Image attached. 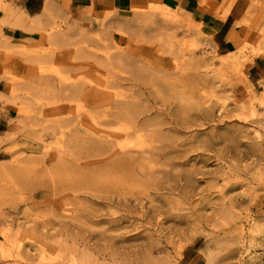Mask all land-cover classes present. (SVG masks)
Returning a JSON list of instances; mask_svg holds the SVG:
<instances>
[{
  "label": "rangeland",
  "instance_id": "obj_1",
  "mask_svg": "<svg viewBox=\"0 0 264 264\" xmlns=\"http://www.w3.org/2000/svg\"><path fill=\"white\" fill-rule=\"evenodd\" d=\"M24 1L0 0V22L6 10L12 21L42 16L24 13ZM174 1L148 0L141 14L165 5L179 15ZM232 6L244 31H233L226 51L201 24L198 38L211 49L177 54L158 11L150 25L120 18L124 9L86 21L59 8L34 43L0 40L10 51L0 112L14 114L0 137V264H68L74 255L77 264H264V81L245 73L258 54L249 33L264 34V0ZM51 31L68 32L72 44L49 45ZM232 37L241 49L233 59ZM207 52L212 59L201 62ZM125 109L164 122L143 131L152 155L117 153L133 140L110 136L125 125L116 117ZM81 249L95 260L81 259Z\"/></svg>",
  "mask_w": 264,
  "mask_h": 264
},
{
  "label": "bare ground",
  "instance_id": "obj_2",
  "mask_svg": "<svg viewBox=\"0 0 264 264\" xmlns=\"http://www.w3.org/2000/svg\"><path fill=\"white\" fill-rule=\"evenodd\" d=\"M208 1L209 0H200V2H201V4H203V5H205V6H207L208 5ZM211 1V0H210ZM215 1V6H216V9H214V8H209L210 9V11H215L217 14H219L222 18H224L228 13H229V11H230V9H231V7H232V5H233V3H234V1L235 0H221V3H218L217 2V0H214ZM166 2V1H165ZM212 2V1H211ZM168 4V3H167ZM202 6V5H201ZM59 8L61 9V11H64L65 9L63 8V6L62 5H60L59 3H58V0H48V2H46L45 3V5H44V7H43V10H42V16H36V17H33V18H30V19H27V20H25V19H17L16 17H15V19H14V21H12L11 20V16H10V12H8V10H6V16L3 18V20H1V22H0V35L2 36V38H4V39H8V37H4L3 35H2V33H1V28H2V26L3 25H6V26H8L9 28H11V29H15V28H19V29H23V30H25L27 33H28V37L26 38V41L27 42H29V43H34L36 40H37V38H36V36H35V33L36 32H39L40 30H41V24H42V21H43V18H46V16H50L51 14L50 13H55V12H59ZM124 10H127V12L124 14V15H120V18L121 17H123L124 19L126 18V19H132V20H144V22L146 23V21H150L149 22V24L150 25H152V23H153V21L152 20H154L155 19V13H157V11H158V14L162 17V19H163V21H164V26H166L167 28H169V32L171 33V35H166V34H164V35H166L167 36V38H168V36L169 37H172L173 39H175V43H176V45H178V51L176 52L177 54H178V52H180V54L181 53H183V54H185V51H189V50H194V51H198V50H200V48L201 47H206V48H209V49H211V47H212V44L210 43V41L208 40V39H204V40H202V41H200L199 40V38H198V33L196 32V28L198 27V26H200L202 23L200 22V21H198V20H196V19H194V18H192L189 14H187V13H182L181 11H180V14L178 15H175L174 13H173V9L172 8H169V6L167 7V6H165V5H162V7H160V8H157V7H150V10L147 12V13H143V14H141V12H143V10H142V8H141V5L139 4V3H134L130 8H128V9H124ZM196 11V10H195ZM198 11V10H197ZM63 14V13H62ZM66 14V13H65ZM88 14L89 13H83L82 15H80L81 16V19H85L86 21H87V16H88ZM114 15V13L112 14V15H108V17L107 18H109V21L110 22H112V21H118V18L116 19V18H114V17H109V16H113ZM195 15V14H194ZM65 16V15H64ZM63 16V17H64ZM90 16V15H89ZM115 16V15H114ZM91 17V16H90ZM196 17V16H195ZM243 19H245V21H246V18L243 16L242 17ZM80 19V18H79ZM90 19V18H89ZM67 20H70V19H68L67 18ZM107 20V19H106ZM119 21H121V20H119ZM157 21V20H156ZM156 21H154V23L156 22ZM212 21L213 20H211V23H212ZM253 21V20H252ZM214 22V21H213ZM247 22V21H246ZM116 23V22H115ZM207 23H209V21L207 22ZM241 23V20H238V21H236V26L237 25H239ZM160 24V23H159ZM163 24V23H162ZM161 24V25H162ZM166 24V25H165ZM212 25V24H211ZM182 32V34H184V35H182L181 37H178V33L179 32ZM262 31H264V30H262ZM47 32V31H46ZM165 33H166V31H165ZM10 39V38H9ZM84 39V38H83ZM166 39V38H165ZM164 39V40H165ZM171 39V38H170ZM172 39V40H173ZM257 42H256V47L258 48L257 49V53L259 54V53H264V34H262V35H259L258 37H257ZM44 41L45 42H47L49 45H51L52 46V44L54 45V46H56V45H59L60 43L62 44V45H66V44H70L71 42H72V40L71 39H69V36H68V32H60V31H54V32H49V33H46V34H44ZM85 41V40H84ZM80 42L81 41H79V44H80ZM171 42L172 41H169L168 39L166 40V42L164 41V43H166L167 45H168V47H171L173 44H171ZM231 42L233 43V45L235 46V48H237V50L236 51H233V52H231V54H232V56L233 57H231L232 59L233 58H236V56H239V54L238 53H240L241 52V49H240V41L237 39V38H234V37H232L231 38ZM72 44V43H71ZM81 44H82V42H81ZM84 45V44H83ZM175 46H173V48H174ZM177 47V46H176ZM80 49H81V47H80ZM86 49V48H85ZM52 51H55V50H52ZM82 51V50H81ZM203 52V51H202ZM209 52V51H208ZM206 53V55L204 54V58H202V56L200 57V61L201 62H205V61H208L209 59H212V56L210 57V56H208L210 53ZM122 54H123V52H122ZM208 54V55H207ZM50 55H52V54H50ZM8 56H10V51H9V49L7 48V46L6 45H3V44H0V65H1V69H0V79H6V77H7V75H8V64H7V58H8ZM54 56V55H53ZM74 56V55H73ZM184 56V55H183ZM49 57H51V56H49ZM113 57V56H112ZM42 59V58H41ZM51 59V58H50ZM119 59V58H118ZM122 59V58H121ZM130 59H133V58H130ZM108 60V59H107ZM111 60H112V58H111ZM120 60V59H119ZM129 60V59H128ZM229 60L230 59H226V60H224V61H222V64H223V66H225V67H228L229 66ZM37 60H35V63L37 64V63H39V62H36ZM43 61V60H42ZM108 61H110V60H108ZM114 61V60H113ZM134 61V60H133ZM198 61H199V58H198ZM44 62V61H43ZM135 62H136V60H135ZM126 63V62H125ZM131 64V63H130ZM137 65V64H136ZM128 67H130V66H128ZM135 67V66H134ZM64 68V67H63ZM131 68V67H130ZM55 69V68H54ZM61 69V68H60ZM59 69V70H60ZM145 69V66L144 67H142V68H140L139 66L138 67H135V71L137 70V71H140V76H142V74L143 75H145L144 73H146V72H144V73H142L141 72V70H144ZM68 70V69H67ZM133 70V71H134ZM71 71V70H70ZM75 71V70H74ZM132 71V70H131ZM132 71V72H133ZM132 72H131V75H132ZM136 73V72H135ZM43 73L41 72V75H42ZM62 74V73H61ZM64 74V73H63ZM139 74V73H138ZM40 75V76H41ZM135 75V74H134ZM139 76V75H138ZM46 77V76H45ZM58 77V76H57ZM145 76H143L142 77V79L144 78ZM151 77V76H150ZM69 78V77H68ZM65 79V78H64ZM138 79V78H137ZM136 79V80H137ZM140 79H141V77H140ZM133 80V79H132ZM135 80V79H134ZM134 80H133V82H134ZM139 80V79H138ZM137 80V81H138ZM39 81V80H38ZM45 81H46V79H45ZM129 81V80H128ZM131 81V80H130ZM141 81V80H140ZM143 81V80H142ZM40 82H42V81H39V84H40ZM96 82V81H95ZM35 83H37L36 81H35ZM76 83V82H75ZM47 84H49L48 82H47ZM53 84V83H52ZM30 85L31 84H29V86L28 87H30ZM81 85H83V84H81ZM33 86V85H32ZM55 86V85H54ZM65 87H63V89L64 90H62L61 88L59 89V90H61L62 92H65L66 93V91L69 93V92H72L73 91V87L71 88L70 86H68V85H64ZM72 86H75V84L74 85H72ZM79 85H77V87H78ZM134 85H132V87H133ZM139 86V85H138ZM34 87H35V85H34ZM39 87V86H38ZM37 87V88H38ZM57 87V86H56ZM62 87V86H61ZM130 87V86H129ZM132 87H130V88H132ZM137 87V86H136ZM12 88V87H11ZM42 88V87H41ZM51 88V87H50ZM54 88V87H53ZM104 88V87H103ZM134 88V87H133ZM39 89V91H40V87L38 88ZM43 89L44 88H42V92H43ZM57 89V88H56ZM55 89V90H56ZM45 90H46V88H45ZM58 90V89H57ZM72 90V91H71ZM82 90V89H81ZM47 91V90H46ZM54 91V90H53ZM78 91V90H77ZM76 92V91H75ZM74 92V93H75ZM41 93V92H40ZM45 93V92H44ZM48 93V92H47ZM68 93H66V94H68ZM73 93V94H74ZM56 94V93H55ZM59 94H60V92H59ZM12 95V94H11ZM78 95H81V94H78ZM3 93H1L0 92V99L1 98H3ZM64 97V96H63ZM70 97V96H69ZM72 97H73V95H72ZM66 98H68V97H66ZM43 99V98H42ZM69 99V98H68ZM115 99V98H114ZM127 99V98H126ZM125 101V100H124ZM118 102V101H117ZM116 102V103H117ZM120 102V101H119ZM127 102V101H126ZM128 104V103H127ZM126 104V105H127ZM131 103L129 102V105H127V106H131L130 105ZM118 105V104H117ZM121 105H122V103H121ZM120 105V106H121ZM135 105V104H134ZM133 105V106H134ZM136 106V105H135ZM122 107H123V105H122ZM124 108H125V105H124ZM131 108H133L132 106H131ZM116 109V108H115ZM115 109H114V112H115ZM118 109V108H117ZM121 109V108H120ZM126 109H128V108H126ZM125 109V110H126ZM136 109H137V107H136ZM135 109V110H136ZM122 110V109H121ZM125 110H123V111H125ZM129 110H131V109H129ZM129 110H126L127 111V114H122V113H118L117 115H116V117H117V121H118V123H119V121H124V123H125V125H123V128H121L120 130H119V132H117V133H114V132H111L110 133V136L111 137H116V138H119L120 136L121 137H123V138H126V139H133L132 141L131 140H129V141H127L126 143H124V145L123 146H121V147H119V149H118V151H117V153H119V154H123V155H127V154H132V152L134 153V156L136 155V156H141V157H143V156H145V154H147V156H148V154L150 155H152L153 154V152H156V151H154V150H147V148H145L146 150H144L143 149V141H144V138L146 137V135H144V133H143V131H145L146 129H150L151 128V126L153 127V126H157V127H162V125H163V123L160 121V122H156V123H153L152 124V122L150 123V121H149V119L148 118H145L144 117V114L145 113H149V109L147 110V109H143L144 111H138L137 113H136V111H135V114H129L128 112H129ZM120 111V110H119ZM102 112V111H101ZM118 112V111H117ZM117 112H115V113H117ZM120 112H122V111H120ZM133 112V111H132ZM131 112V113H132ZM113 113V112H112ZM111 113V114H112ZM102 116V115H101ZM153 117H155V116H153ZM162 117V116H161ZM156 119V118H155ZM154 119V120H155ZM95 120V119H94ZM150 120H151V118H150ZM157 120V119H156ZM121 121V122H122ZM153 121V120H152ZM68 122V121H67ZM104 122H106V121H104ZM103 122V123H104ZM154 122V121H153ZM110 123V122H109ZM114 123V122H113ZM113 123H112V125H113ZM176 123V122H175ZM178 123V122H177ZM105 124V123H104ZM154 128V127H153ZM157 131V130H156ZM158 132V131H157ZM158 134H160V132L158 133ZM152 135V134H151ZM153 135H154V133H153ZM157 135V134H156ZM161 136V135H160ZM120 137V138H121ZM165 137V136H164ZM151 138V137H150ZM167 138V137H166ZM157 139H158V137H157ZM161 141V140H160ZM167 142V141H166ZM137 143V147H136V144ZM129 145H131V146H134V147H130ZM136 147V148H135ZM173 147V146H172ZM167 155V154H166ZM117 156V155H116ZM136 156H135V158H136ZM151 157V156H150ZM140 160V159H139ZM132 161V160H131ZM121 164V163H120ZM141 164V163H140ZM118 165V164H117ZM138 165V164H137ZM141 166V165H140ZM166 166V165H165ZM143 168H145V166L143 167ZM115 169V168H114ZM136 170V169H135ZM140 170V169H139ZM151 170V169H150ZM113 171V170H112ZM143 171V170H142ZM142 171H140V172H142ZM152 171V170H151ZM154 171H157V170H154ZM145 172H146V170H145ZM145 172H143L142 174H144L145 175ZM148 172V171H147ZM159 172V171H158ZM163 172V171H162ZM117 173H118V171H117ZM154 173V172H153ZM153 173H151V174H153ZM155 173H157V172H155ZM148 174V173H147ZM143 175V176H144ZM165 177V176H164ZM67 179V178H66ZM122 182V181H121ZM165 182V181H164ZM159 185V184H158ZM167 186V185H166ZM159 187L161 188V185L160 186H158L157 187V189H159ZM170 187V185L168 186V187H166V188H169ZM156 188V187H155ZM165 188V187H164ZM171 189V188H170ZM169 189V190H170ZM173 190V189H172ZM174 191V190H173ZM168 193H169V191H168ZM149 194V193H148ZM115 198L117 199V201H115L116 203H119L120 204V202L122 201V199H121V195H116L115 196ZM123 198V197H122ZM106 202H108V203H113V196L111 195V197L109 196V197H107L106 198ZM122 203V202H121ZM118 204V205H119ZM230 204V203H229ZM108 205V204H107ZM110 206V205H109ZM120 206V205H119ZM111 207V206H110ZM119 208V207H118ZM113 209H114V207H113ZM128 210V209H127ZM145 211V210H144ZM130 213V212H129ZM133 213V212H132ZM148 213V212H147ZM227 213H229V212H227ZM226 213V214H227ZM133 214H135V213H133ZM233 214V213H232ZM235 214H238V213H235ZM3 215V214H2ZM1 215V216H2ZM112 215L113 214H111V217H112ZM231 215V214H230ZM107 216V215H106ZM130 216H132V215H130ZM135 216V215H134ZM142 216V215H141ZM144 216V215H143ZM103 217V216H102ZM120 217V216H119ZM126 217V216H125ZM238 217V216H237ZM234 218V217H233ZM119 219V218H118ZM113 220V219H112ZM121 220H124V219H121ZM114 221V220H113ZM120 221V220H119ZM5 223V222H4ZM8 225V224H7ZM107 225V224H106ZM111 226V225H110ZM115 226V225H114ZM131 226V225H130ZM117 227V226H116ZM112 229V228H111ZM120 229V228H119ZM21 230V229H20ZM108 230V229H107ZM118 230V229H117ZM253 230V229H252ZM17 231V230H16ZM72 231V230H71ZM6 232V231H5ZM8 232H9V230H8ZM10 232H11V230H10ZM12 232H14V231H12ZM19 232V231H18ZM21 232V231H20ZM67 232H69V231H67ZM104 232V231H103ZM17 233V232H16ZM15 233V234H16ZM105 233V232H104ZM12 233H10V235H11ZM48 234V233H47ZM61 234V233H60ZM233 234V233H232ZM51 235V234H50ZM61 236V235H60ZM9 237V236H8ZM13 237H14V235H13ZM16 237H18V235L16 236ZM9 240H10V237H9ZM8 240V241H9ZM49 240V239H48ZM107 242V241H106ZM62 244V243H61ZM66 244V243H65ZM87 244V243H86ZM111 244V243H110ZM1 245V244H0ZM12 245V244H11ZM64 245V244H63ZM85 245V244H84ZM114 245H115V243H114ZM153 245V244H152ZM83 246V245H82ZM90 246V245H89ZM108 246V245H107ZM23 247V246H22ZM88 247V246H87ZM41 249H40V251H42V252H44L45 251V247L43 246V247H40ZM64 248V247H63ZM83 248H84V246H83ZM90 248V247H89ZM19 249V248H18ZM38 249V248H37ZM78 249V248H77ZM79 249H80V247H79ZM151 249V248H150ZM75 250V249H74ZM89 249H87V251H88ZM77 252H79L78 254H80V258L81 259H89V260H95V258L93 259L92 258V256L90 255V254H88L85 250H82L81 249V251H79V250H76ZM110 252V251H109ZM137 252V251H136ZM248 252V251H247ZM115 253V252H114ZM139 253H140V251H139ZM32 254V253H31ZM36 254V253H35ZM92 254V253H91ZM94 254V253H93ZM26 256H27V254H26ZM120 256V255H119ZM136 257H134L133 259H135ZM77 258H76V256L74 255L70 260L68 259L67 261H69L70 263L72 262L73 264H77V260H76ZM118 259V258H117ZM130 259V258H129ZM132 259V258H131ZM130 259V260H131ZM137 259V258H136ZM144 259V258H143ZM21 260V259H20ZM43 260V259H42ZM121 260V259H120ZM125 260V259H124ZM145 260V259H144ZM92 261V262H93ZM137 261V260H136ZM164 261V260H163ZM65 262V261H64ZM64 262H62V264L64 263ZM69 262H68V264H69ZM88 262V261H87ZM91 262V261H90ZM121 262V261H120ZM123 262V261H122ZM125 262V261H124ZM132 262V261H131ZM135 262V261H134ZM140 262V261H139ZM138 262V263H139ZM144 262V261H143ZM147 262H149V261H147ZM154 262V261H153ZM239 262V261H238ZM26 263V262H25ZM66 263V262H65ZM64 263V264H65ZM129 263V262H128ZM136 263V262H135ZM155 263V262H154ZM79 264H85L83 261L82 262H79ZM91 264V263H90ZM92 264H94V263H92ZM120 264V263H119ZM123 264H125V263H123ZM131 264V263H130ZM144 264H152V263H145L144 262ZM157 264V263H156Z\"/></svg>",
  "mask_w": 264,
  "mask_h": 264
},
{
  "label": "crops",
  "instance_id": "obj_3",
  "mask_svg": "<svg viewBox=\"0 0 264 264\" xmlns=\"http://www.w3.org/2000/svg\"><path fill=\"white\" fill-rule=\"evenodd\" d=\"M46 1L47 0H25L23 4L24 13L28 16L40 14ZM147 1L148 0H58V3L62 5L71 16L78 20L83 13L128 9L134 3L143 4L145 6L147 5ZM211 1L209 0L208 5L205 6L201 4L200 0H175L173 6L182 13L189 14L192 18L200 21L209 30H212V37L217 49L223 48L224 51L230 50L228 44L230 35L237 29L241 36L244 31V26L239 25L236 27V21L240 20V17L234 18V6H232L229 13L222 18L215 11H210L209 8L216 9L215 1ZM211 20L214 22L212 21L211 23ZM208 21L209 23H207ZM255 32L256 31L253 30L249 33V36L253 37V44H255L257 39L256 35H253ZM1 33L4 37L10 38V43L23 41L28 43L26 41L27 33L22 29L2 27ZM1 39L2 36L0 35V40ZM229 52L230 51H227L226 54ZM245 73L247 78L253 83L264 81V53L255 55L252 60L247 63ZM12 112L13 110L11 109L0 112V137L4 132L9 131L5 128L9 126L11 120L14 118Z\"/></svg>",
  "mask_w": 264,
  "mask_h": 264
}]
</instances>
